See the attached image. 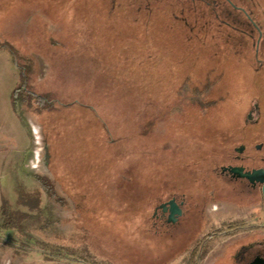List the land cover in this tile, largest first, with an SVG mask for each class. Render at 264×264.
Instances as JSON below:
<instances>
[{
	"label": "rangeland",
	"instance_id": "374dc122",
	"mask_svg": "<svg viewBox=\"0 0 264 264\" xmlns=\"http://www.w3.org/2000/svg\"><path fill=\"white\" fill-rule=\"evenodd\" d=\"M234 3L0 0V58L17 76L7 92L0 69V110L9 93L34 114L56 178L37 175L55 196L0 190V264H239L241 245L263 246L260 228L185 223L194 213L152 227L158 199L213 186L220 139L261 91L244 51L264 35V0ZM206 210L241 218L226 202Z\"/></svg>",
	"mask_w": 264,
	"mask_h": 264
},
{
	"label": "flooded vegetation",
	"instance_id": "af4514ba",
	"mask_svg": "<svg viewBox=\"0 0 264 264\" xmlns=\"http://www.w3.org/2000/svg\"><path fill=\"white\" fill-rule=\"evenodd\" d=\"M223 1L236 7L234 0ZM249 20L251 21L250 18ZM250 31L252 33L253 29ZM262 36L264 37L263 32L259 31L258 41L244 51L247 53L253 49L252 58L259 69L257 73L263 74L256 79L260 83L261 91L258 90L251 98L247 109L232 126L230 133L220 139V163L211 173L213 186L205 187L203 178V182L199 184L200 193L197 195L189 188L182 196L172 192L166 199H158L152 211L154 234L160 228L165 229L162 232L167 234L170 228L180 223L181 218L191 213L196 214L197 220L185 223L251 224L249 232L252 234L258 233L259 228L264 230V221H253L254 212L261 213L258 219L264 217V43L259 44ZM235 54L237 55L236 50ZM244 57L247 59L248 56L245 54ZM171 201L180 208L179 213L171 212ZM213 202L229 203V206L238 209L237 218L241 217L240 220H216L214 214L206 210V206ZM259 243L253 240L240 246L239 252L235 254L239 264H264V242L263 246H258Z\"/></svg>",
	"mask_w": 264,
	"mask_h": 264
},
{
	"label": "crops",
	"instance_id": "0c3cea01",
	"mask_svg": "<svg viewBox=\"0 0 264 264\" xmlns=\"http://www.w3.org/2000/svg\"><path fill=\"white\" fill-rule=\"evenodd\" d=\"M0 69L6 71L7 82L3 88L8 92L17 82H14L17 78L15 67L2 60ZM9 95L6 93L8 99L4 95L1 97L3 106L8 108L0 110V181L4 182V185L0 183V190L9 192L14 202H18L17 182H24L25 194L40 192L43 195L45 189L40 185L37 175L46 176L52 182L56 178L51 176L46 158L41 160L42 128L39 122L25 108L13 109ZM54 187L57 189L56 183Z\"/></svg>",
	"mask_w": 264,
	"mask_h": 264
},
{
	"label": "trees",
	"instance_id": "16d2710c",
	"mask_svg": "<svg viewBox=\"0 0 264 264\" xmlns=\"http://www.w3.org/2000/svg\"><path fill=\"white\" fill-rule=\"evenodd\" d=\"M1 47H2V45H0ZM17 90H18V87L13 91V97L15 96V94H16V92H17ZM42 95H38L37 96V100L35 99V102L36 103H38V104H40V106L41 105H43V102L44 101H46V104L45 105H43V108L44 107H46V108H50V107H52V105H53V101H52V99L51 100H48V97L47 96H49V94H44L43 96H46L45 98L46 99H43L42 97H41ZM26 97H28V96H25V98ZM30 98V97H29ZM39 181L41 182V186H42V188L43 189H46V191L51 195V196H55L54 195V190H53V188H52V185L51 184H48V180L47 179H44V178H40L39 177ZM3 206H5L4 204H3Z\"/></svg>",
	"mask_w": 264,
	"mask_h": 264
},
{
	"label": "water",
	"instance_id": "95a60500",
	"mask_svg": "<svg viewBox=\"0 0 264 264\" xmlns=\"http://www.w3.org/2000/svg\"><path fill=\"white\" fill-rule=\"evenodd\" d=\"M170 204H171V212H176V213L180 212L178 206L174 203V201H171ZM170 219H172L171 215H170ZM254 264H256V262H254Z\"/></svg>",
	"mask_w": 264,
	"mask_h": 264
}]
</instances>
